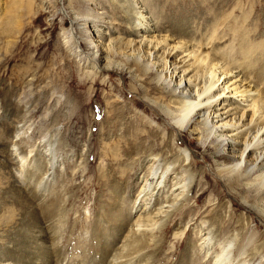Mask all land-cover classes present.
Returning <instances> with one entry per match:
<instances>
[{"label": "rangeland", "instance_id": "obj_1", "mask_svg": "<svg viewBox=\"0 0 264 264\" xmlns=\"http://www.w3.org/2000/svg\"><path fill=\"white\" fill-rule=\"evenodd\" d=\"M137 12L151 23V34L222 52L244 45L255 52L264 43V0H0V257L17 264H47L50 259L38 213L43 197L32 196L26 175L35 159L42 168L37 175L51 166L54 172L41 195L69 185L75 189L67 195L74 208L56 229L57 245L67 257L64 264H94L102 246L93 238L105 243L117 227L115 218L126 219L139 188L133 172L144 169L132 167L133 156L164 149L161 137L170 130L162 115L167 99L156 82L159 66L142 49L129 51L125 44L135 36L128 28ZM258 54L256 70L261 71L264 50ZM86 56L101 57L106 70L98 72ZM162 65L166 68L167 62ZM163 73V79L170 78ZM54 133L57 161L29 152ZM218 139L211 135L198 141L187 129L178 137L192 151L199 171L188 202L194 213L200 210L207 218L219 212L220 199H230L236 214L243 209L214 171L225 160L214 150ZM260 221L254 216L261 233ZM195 232L189 228L186 238L174 242L175 252L195 242ZM166 234L167 249L173 229ZM159 264H166L165 259Z\"/></svg>", "mask_w": 264, "mask_h": 264}, {"label": "bare ground", "instance_id": "obj_2", "mask_svg": "<svg viewBox=\"0 0 264 264\" xmlns=\"http://www.w3.org/2000/svg\"><path fill=\"white\" fill-rule=\"evenodd\" d=\"M136 15V21L128 28L135 36L126 39L125 44L129 51L142 49L148 60L159 66L156 82L163 84L158 91L167 99L162 115L168 118L165 120L170 130L164 131L161 137L164 149L143 154L136 151L137 155L133 156L132 167L136 164L139 169L144 167L142 172H133V179L139 183L133 206L126 219L115 218L117 227L112 228L114 232L105 238V243L100 242L102 237L93 238L98 248L102 246L94 264H159L163 259L166 264H186V261L191 264H264V232L260 233L254 224V216L264 223V70H256L258 52L264 50V43L255 52L247 45L237 49L232 46L230 51L222 52L203 43L151 34V23L142 13ZM101 57L86 56L98 72L106 70L99 64ZM140 60H137L139 65ZM165 62L167 67L163 69ZM164 70L170 76L167 80L163 79ZM18 129L15 126L16 133ZM186 129L198 141L204 136H221L213 141V147L225 160L218 162L214 171L225 181L227 194L237 197L243 208L240 213L231 209L230 199L221 197L216 206L219 212H214L212 217L207 218L200 210L194 213L188 201L194 195V186L199 184V171L194 168L190 148L178 143V137ZM58 141L56 133L45 136V140L29 152L49 155L51 162H55ZM226 148L229 154L224 151ZM63 153L68 154L65 149ZM35 161L30 163L31 170L26 175L30 177L29 188L33 186L32 196L43 197V203H38V213L42 217V228L44 225V238L51 248L47 264H64L67 257L57 245L56 229L62 224L65 212L74 208L73 200L69 203L67 195L75 189L69 185L70 188H54L51 193L41 195L48 191L54 172L51 166L37 175L42 168ZM231 216L233 220L225 222ZM169 227L173 234L171 245L166 249ZM189 228L196 230L195 242L186 244L182 252H175L174 242L186 238ZM175 254L178 255L176 261H171ZM0 264L17 263L0 257Z\"/></svg>", "mask_w": 264, "mask_h": 264}]
</instances>
